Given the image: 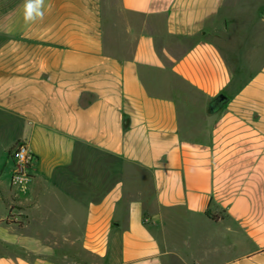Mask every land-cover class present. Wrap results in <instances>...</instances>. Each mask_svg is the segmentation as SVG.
<instances>
[{"label":"crops","instance_id":"1","mask_svg":"<svg viewBox=\"0 0 264 264\" xmlns=\"http://www.w3.org/2000/svg\"><path fill=\"white\" fill-rule=\"evenodd\" d=\"M252 1L0 0V264H264Z\"/></svg>","mask_w":264,"mask_h":264},{"label":"rangeland","instance_id":"2","mask_svg":"<svg viewBox=\"0 0 264 264\" xmlns=\"http://www.w3.org/2000/svg\"><path fill=\"white\" fill-rule=\"evenodd\" d=\"M112 2H116V0H112ZM253 5H251V14L259 17L260 15H264V0H253ZM251 37H245L248 40L242 44V48L240 52L242 53L243 59L246 61H252V64L257 63L261 56H264V24H259L254 29V32L250 35Z\"/></svg>","mask_w":264,"mask_h":264},{"label":"built area","instance_id":"3","mask_svg":"<svg viewBox=\"0 0 264 264\" xmlns=\"http://www.w3.org/2000/svg\"><path fill=\"white\" fill-rule=\"evenodd\" d=\"M8 156L12 159L14 166L18 169V171L14 173L11 183L19 185V187H25V182L30 179L27 171L33 159V155L28 148L26 141H17L9 151Z\"/></svg>","mask_w":264,"mask_h":264},{"label":"clouds","instance_id":"4","mask_svg":"<svg viewBox=\"0 0 264 264\" xmlns=\"http://www.w3.org/2000/svg\"><path fill=\"white\" fill-rule=\"evenodd\" d=\"M44 0H24L23 18L24 22L33 23L37 19H43Z\"/></svg>","mask_w":264,"mask_h":264},{"label":"water","instance_id":"5","mask_svg":"<svg viewBox=\"0 0 264 264\" xmlns=\"http://www.w3.org/2000/svg\"><path fill=\"white\" fill-rule=\"evenodd\" d=\"M227 102V97L224 94H219L208 106L210 113H215Z\"/></svg>","mask_w":264,"mask_h":264}]
</instances>
